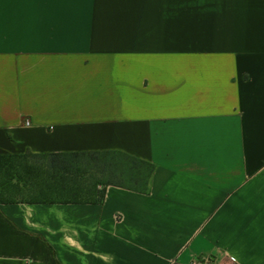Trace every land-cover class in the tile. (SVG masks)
<instances>
[{"label":"crops","instance_id":"0c3cea01","mask_svg":"<svg viewBox=\"0 0 264 264\" xmlns=\"http://www.w3.org/2000/svg\"><path fill=\"white\" fill-rule=\"evenodd\" d=\"M121 152L149 191L0 204V264H264V0H0V156Z\"/></svg>","mask_w":264,"mask_h":264},{"label":"trees","instance_id":"16d2710c","mask_svg":"<svg viewBox=\"0 0 264 264\" xmlns=\"http://www.w3.org/2000/svg\"><path fill=\"white\" fill-rule=\"evenodd\" d=\"M153 171L116 151L1 155L0 204L100 202L106 186L147 194Z\"/></svg>","mask_w":264,"mask_h":264},{"label":"built area","instance_id":"2783aa9c","mask_svg":"<svg viewBox=\"0 0 264 264\" xmlns=\"http://www.w3.org/2000/svg\"><path fill=\"white\" fill-rule=\"evenodd\" d=\"M208 263H209V260L206 259V260H204V261H202V262H199V261H193V262H191V263H189V264H208Z\"/></svg>","mask_w":264,"mask_h":264}]
</instances>
